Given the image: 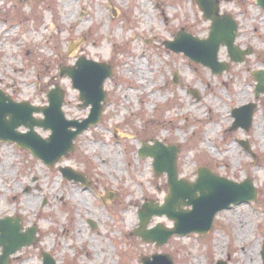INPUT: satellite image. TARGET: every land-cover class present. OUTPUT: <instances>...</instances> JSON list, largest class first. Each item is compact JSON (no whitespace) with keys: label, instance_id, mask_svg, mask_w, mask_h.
I'll return each instance as SVG.
<instances>
[{"label":"rangeland","instance_id":"374dc122","mask_svg":"<svg viewBox=\"0 0 264 264\" xmlns=\"http://www.w3.org/2000/svg\"><path fill=\"white\" fill-rule=\"evenodd\" d=\"M221 13L237 20V45L254 54L233 63L222 48L219 59L230 69L217 76L165 48L182 29L208 38L210 21L197 0H0V88L14 102L47 106L59 86L65 116L84 120L90 108H81L80 93L60 70L81 56L114 69L99 126L78 136L76 151L55 167L0 142V221L18 217L24 232L38 229V242L9 264H43L45 252L58 264H141V256L161 253L175 264H263L264 95L256 98L252 73L264 70V10L256 0H221ZM250 103L258 107L251 131H229L233 110ZM156 140L180 148L179 178L194 182L206 166L234 182L251 179L257 202L219 213L205 237L175 236L161 248L143 242L133 235L139 210L148 201L163 205L170 192L153 159L138 157L143 142ZM60 167L83 173L90 186L64 180ZM160 223L174 227L155 216L149 228Z\"/></svg>","mask_w":264,"mask_h":264},{"label":"water","instance_id":"95a60500","mask_svg":"<svg viewBox=\"0 0 264 264\" xmlns=\"http://www.w3.org/2000/svg\"><path fill=\"white\" fill-rule=\"evenodd\" d=\"M220 3V0H197L204 19L212 22L208 39L195 38L181 30L175 35L174 41L164 43L168 50L184 54L196 64L210 68L214 75H220L230 69L229 64L219 60L221 47H226L230 60L235 63L242 64L247 56L254 53L251 48L241 49L236 45L238 24L230 14L220 15ZM257 5L264 9V0H257ZM79 44L81 43L74 44L72 48ZM60 71V75L68 76L73 88L79 91L81 108L90 107L88 118L70 120L65 116L63 109L66 93L59 86L49 93V106L43 108L27 102L16 103L0 89V141L15 143L20 149L30 151L33 157L50 167H55L60 159L76 151L75 142L79 135L91 127L99 126L107 100L104 85L114 73L111 65L95 62L86 56H81L74 66L63 67ZM252 74L256 82L255 96L259 98L260 95H264V70L254 71ZM194 96H197L195 92ZM257 108V103H250L234 109L232 118L235 121L230 131L250 132ZM35 115H42L43 118H37ZM21 127L27 131L22 132ZM37 129L49 131L50 135L42 138ZM240 143L245 151L251 152L248 141ZM179 151L180 148L166 146L158 140L154 141L153 145L145 142L139 150V157L153 159L156 176L166 174L170 193L163 205L148 201L142 206L138 212L139 226L133 235L159 248L174 236L197 233L205 237L211 233L217 214L229 210L233 205L256 202L258 199L257 187L251 179L242 183L234 182L212 173L205 166L198 169L196 181L180 179L177 167ZM59 172L66 181L89 185L83 173H78L70 167H60ZM109 198L112 199L113 196L109 195ZM155 216H166L175 223L174 227L166 228L160 223L149 228V223ZM21 222L22 219L18 217H7L0 221V247L3 252V255H0V264H9L11 256L17 251L38 242L36 239L38 230L33 227L23 233ZM91 226L96 228L94 224ZM262 257L264 264V249ZM140 258L142 264H175L170 255L163 253ZM43 262L57 264L50 253L43 254ZM217 264L228 263L218 261Z\"/></svg>","mask_w":264,"mask_h":264},{"label":"flooded vegetation","instance_id":"af4514ba","mask_svg":"<svg viewBox=\"0 0 264 264\" xmlns=\"http://www.w3.org/2000/svg\"><path fill=\"white\" fill-rule=\"evenodd\" d=\"M88 182H89V180H88ZM90 183V182H89Z\"/></svg>","mask_w":264,"mask_h":264}]
</instances>
